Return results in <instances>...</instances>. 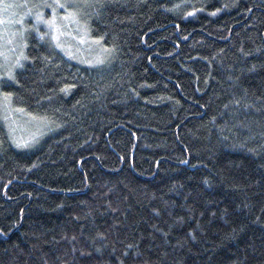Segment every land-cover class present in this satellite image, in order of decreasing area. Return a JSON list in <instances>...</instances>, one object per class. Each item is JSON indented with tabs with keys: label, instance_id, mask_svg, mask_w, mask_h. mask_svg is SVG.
I'll return each instance as SVG.
<instances>
[{
	"label": "trees",
	"instance_id": "1",
	"mask_svg": "<svg viewBox=\"0 0 264 264\" xmlns=\"http://www.w3.org/2000/svg\"><path fill=\"white\" fill-rule=\"evenodd\" d=\"M0 11L20 38L0 71V264H264V0ZM54 15L92 59L58 47ZM26 117L42 134L23 146Z\"/></svg>",
	"mask_w": 264,
	"mask_h": 264
},
{
	"label": "rangeland",
	"instance_id": "2",
	"mask_svg": "<svg viewBox=\"0 0 264 264\" xmlns=\"http://www.w3.org/2000/svg\"><path fill=\"white\" fill-rule=\"evenodd\" d=\"M55 18L56 16L54 15L52 20L54 23V30L56 32L55 39L58 47L68 57L75 56L76 59L82 61H88L92 59L91 57L87 58V56L82 57L85 51H91L93 48L90 39H86V34L81 31V29H78L77 31L75 30V33L72 28H68L72 25V20L68 17H65L63 22H60L59 20L56 22ZM7 19V15H4L3 12L1 13L0 11V71L4 70V72L11 66L18 46L17 41L20 39L19 33L15 30L16 26L13 27L11 23L6 21ZM75 23L76 20H74L73 24L75 25ZM76 38L81 40V42L76 43ZM20 61L21 58H17V63ZM4 106L5 104L2 105L1 110L6 114V109ZM12 128L13 132L11 133L15 137L18 144L23 146L30 142H34L41 136L40 134H42L41 124L38 120H36V118L33 117H26L22 119V122L14 119Z\"/></svg>",
	"mask_w": 264,
	"mask_h": 264
}]
</instances>
